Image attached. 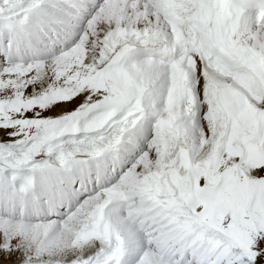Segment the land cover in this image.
I'll use <instances>...</instances> for the list:
<instances>
[{"label": "snow or ice", "instance_id": "1", "mask_svg": "<svg viewBox=\"0 0 264 264\" xmlns=\"http://www.w3.org/2000/svg\"><path fill=\"white\" fill-rule=\"evenodd\" d=\"M0 264H264V0H0Z\"/></svg>", "mask_w": 264, "mask_h": 264}]
</instances>
